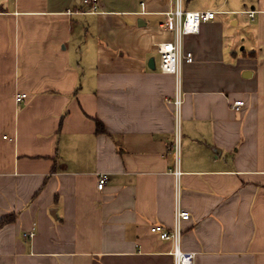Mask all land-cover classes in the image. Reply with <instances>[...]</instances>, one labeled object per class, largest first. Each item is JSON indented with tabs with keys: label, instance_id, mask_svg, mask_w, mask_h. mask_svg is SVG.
Masks as SVG:
<instances>
[{
	"label": "crops",
	"instance_id": "1",
	"mask_svg": "<svg viewBox=\"0 0 264 264\" xmlns=\"http://www.w3.org/2000/svg\"><path fill=\"white\" fill-rule=\"evenodd\" d=\"M172 7L0 0V264H175L177 203L194 264H264V0H183L218 15L184 36L179 150Z\"/></svg>",
	"mask_w": 264,
	"mask_h": 264
},
{
	"label": "built area",
	"instance_id": "2",
	"mask_svg": "<svg viewBox=\"0 0 264 264\" xmlns=\"http://www.w3.org/2000/svg\"><path fill=\"white\" fill-rule=\"evenodd\" d=\"M99 0H83L85 4H90L92 9L95 10L98 7ZM144 5V2H142ZM251 16L254 15L253 11H250ZM218 12L216 10H187L183 7V0H173V7L166 11V18L161 22L160 26L163 29L171 30L174 32V39L159 42L157 44V50L160 55V68L164 72L173 73L176 75L177 90L173 102L175 104L176 112V149L180 148V135H181V114L183 106L182 95V64L183 61L193 62L194 54L192 51L184 50V36L187 34H195L200 31L201 24L205 21L214 20L217 18ZM27 97V93H22L17 96V101L20 102ZM246 101L244 99L235 100L231 106L236 111H241L245 106ZM181 171L175 170V174L179 179ZM108 174H100L99 184L100 188L103 187ZM190 212L184 209L180 203H177L175 210V222L172 229H168L162 224L156 223L151 226V230L162 239H172L174 241L173 254L175 256V264H194L196 258V252L185 251L181 247L182 238V222L190 218ZM27 236H33L35 230L25 233Z\"/></svg>",
	"mask_w": 264,
	"mask_h": 264
},
{
	"label": "trees",
	"instance_id": "3",
	"mask_svg": "<svg viewBox=\"0 0 264 264\" xmlns=\"http://www.w3.org/2000/svg\"><path fill=\"white\" fill-rule=\"evenodd\" d=\"M99 126H100V127H99V130H100V131H104V127H103V125H102L101 123L99 124ZM10 219H11V218H10L9 216H5V217L2 219V221H1L0 224L2 225V224H4L5 222L9 221Z\"/></svg>",
	"mask_w": 264,
	"mask_h": 264
},
{
	"label": "rangeland",
	"instance_id": "4",
	"mask_svg": "<svg viewBox=\"0 0 264 264\" xmlns=\"http://www.w3.org/2000/svg\"><path fill=\"white\" fill-rule=\"evenodd\" d=\"M195 1H199V0H194V2H195ZM201 1H202V0H201ZM189 9H194V8H193V7H191V6H189ZM159 57H160V56H159Z\"/></svg>",
	"mask_w": 264,
	"mask_h": 264
}]
</instances>
